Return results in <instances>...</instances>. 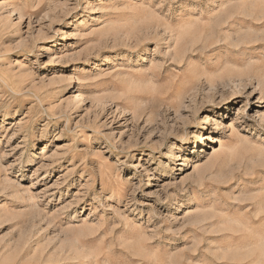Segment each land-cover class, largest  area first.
Wrapping results in <instances>:
<instances>
[{"label": "rangeland", "instance_id": "1", "mask_svg": "<svg viewBox=\"0 0 264 264\" xmlns=\"http://www.w3.org/2000/svg\"><path fill=\"white\" fill-rule=\"evenodd\" d=\"M0 264H264V0H0Z\"/></svg>", "mask_w": 264, "mask_h": 264}, {"label": "bare ground", "instance_id": "2", "mask_svg": "<svg viewBox=\"0 0 264 264\" xmlns=\"http://www.w3.org/2000/svg\"><path fill=\"white\" fill-rule=\"evenodd\" d=\"M212 118H214V117H211V119H212ZM212 120H214L215 122H217V120H216V119H212ZM216 124H218V122H217Z\"/></svg>", "mask_w": 264, "mask_h": 264}]
</instances>
